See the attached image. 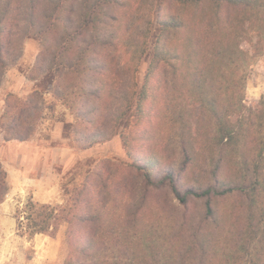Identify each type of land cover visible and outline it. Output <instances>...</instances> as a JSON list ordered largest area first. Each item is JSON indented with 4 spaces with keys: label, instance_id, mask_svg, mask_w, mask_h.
<instances>
[{
    "label": "trees",
    "instance_id": "16d2710c",
    "mask_svg": "<svg viewBox=\"0 0 264 264\" xmlns=\"http://www.w3.org/2000/svg\"><path fill=\"white\" fill-rule=\"evenodd\" d=\"M30 38L38 83L7 95L4 140H31L60 103L64 138L120 136L128 160L93 161L62 204L29 200L20 237L67 225L65 264H264V99L245 93L264 0H0V89ZM9 189L0 162V204Z\"/></svg>",
    "mask_w": 264,
    "mask_h": 264
},
{
    "label": "rangeland",
    "instance_id": "374dc122",
    "mask_svg": "<svg viewBox=\"0 0 264 264\" xmlns=\"http://www.w3.org/2000/svg\"><path fill=\"white\" fill-rule=\"evenodd\" d=\"M41 50L38 39H27L23 57L8 70L19 71L16 77L21 80H18L20 87L23 82L34 89L38 83L30 77ZM148 62L147 59L141 65L137 78L140 86L144 83ZM245 93L252 105L264 99V55L249 68ZM15 95L22 98L27 96ZM46 98L49 103L53 102L52 93H47ZM74 121L69 109L58 103L53 112H48L47 119L28 143H6L0 128V162L7 172L10 188L4 202L0 204V264H65L69 256L67 225H63L54 238L41 234L28 240L17 234L16 210L29 200L42 204H62L65 188L80 184L85 172L94 166L93 161L98 162L106 157L128 160L120 136L88 151L78 149L73 140L63 136L65 124ZM54 135L59 136L57 141ZM142 144L137 146L142 147ZM35 179L39 182L36 183Z\"/></svg>",
    "mask_w": 264,
    "mask_h": 264
},
{
    "label": "crops",
    "instance_id": "0c3cea01",
    "mask_svg": "<svg viewBox=\"0 0 264 264\" xmlns=\"http://www.w3.org/2000/svg\"><path fill=\"white\" fill-rule=\"evenodd\" d=\"M18 73H19V71H15V69L8 71V73L6 75V79L4 80L2 88L0 89V119L3 116L4 109H5V99H6V97H7V95L9 93H15V94H19V96H25V95L30 94L33 91L32 90L33 88L28 83H26V85H25L23 82H21L22 83V87H20L18 85L19 82L21 81L20 78L16 77V75ZM12 80H13V82L11 83ZM18 80H19V82H18ZM23 87H25V88H23ZM64 110H66V109L64 108ZM53 138H54V140L57 141L59 136L54 135ZM6 143L12 145V144H25V143H28V142L19 143V142H16V141H11V142H6ZM86 151H88V150H86ZM118 154H121V152H118ZM35 182L36 183L39 182L38 179H35ZM49 187H51V186H49Z\"/></svg>",
    "mask_w": 264,
    "mask_h": 264
}]
</instances>
